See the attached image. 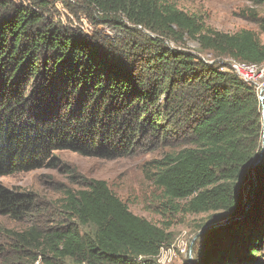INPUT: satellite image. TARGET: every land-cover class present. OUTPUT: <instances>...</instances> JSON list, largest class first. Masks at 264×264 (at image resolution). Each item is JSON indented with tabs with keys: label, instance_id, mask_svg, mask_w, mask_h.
Returning a JSON list of instances; mask_svg holds the SVG:
<instances>
[{
	"label": "trees",
	"instance_id": "1",
	"mask_svg": "<svg viewBox=\"0 0 264 264\" xmlns=\"http://www.w3.org/2000/svg\"><path fill=\"white\" fill-rule=\"evenodd\" d=\"M83 1L118 40L66 28L46 0H0V176L43 167L54 151L113 160L178 144L155 183L190 212L233 214L252 171L258 183L240 218L199 235L193 264H264V92L225 61L264 68V44L251 30L208 28L174 0ZM185 37L198 48L167 42ZM32 209L30 193L0 182V215ZM65 212L55 227L11 232L1 264H156L169 241L102 179L70 192Z\"/></svg>",
	"mask_w": 264,
	"mask_h": 264
},
{
	"label": "rangeland",
	"instance_id": "2",
	"mask_svg": "<svg viewBox=\"0 0 264 264\" xmlns=\"http://www.w3.org/2000/svg\"><path fill=\"white\" fill-rule=\"evenodd\" d=\"M46 1L51 15L60 20L66 28L75 29L105 43L118 40L117 35L112 34V26L94 22L99 15L83 0ZM173 2L179 9L198 17L208 28L230 34L251 30L264 44L262 27L264 0ZM116 18L128 27L135 26L125 17ZM167 42L171 46L198 48L197 42L187 37L186 44L169 39ZM202 55L207 59L213 58L210 53L202 52ZM252 80L261 90L264 87V68H258V74L254 75ZM177 145L163 143L151 152H138L129 157L113 160L87 157L68 150L54 151L41 160L43 167L0 176V182L5 186L19 192L30 193L33 197L32 212L24 219L0 215V248L6 250L10 247L11 232H23L33 226L46 230L62 223L68 217V213L65 212L68 194L85 188L93 179H102L132 212L166 229L169 241L161 251L160 257L163 262L165 261L162 264H189L191 258L193 264L201 243L199 235L216 222L218 214L212 211L190 212L187 200L170 199L155 183L157 162L163 160L166 155L178 151ZM83 230L84 234L91 232L90 229ZM5 256L6 253L0 252V264ZM258 257L264 261V252L259 253ZM34 264L42 263L39 259ZM156 264H160L158 259Z\"/></svg>",
	"mask_w": 264,
	"mask_h": 264
},
{
	"label": "water",
	"instance_id": "3",
	"mask_svg": "<svg viewBox=\"0 0 264 264\" xmlns=\"http://www.w3.org/2000/svg\"><path fill=\"white\" fill-rule=\"evenodd\" d=\"M261 92H264V87L261 88ZM261 99L262 100L264 99L263 95H261ZM257 185L258 183L256 180L255 172L252 171L251 176H249L248 179L241 184L237 211L233 214H227L225 216L218 218L216 222L211 225V227L219 228L221 226L226 225L231 219L240 218L241 217L240 212L242 210L248 209L250 205L253 203L255 199ZM207 229L208 228L204 229V231H206ZM189 264H192V258L190 259Z\"/></svg>",
	"mask_w": 264,
	"mask_h": 264
},
{
	"label": "built area",
	"instance_id": "4",
	"mask_svg": "<svg viewBox=\"0 0 264 264\" xmlns=\"http://www.w3.org/2000/svg\"><path fill=\"white\" fill-rule=\"evenodd\" d=\"M225 61L229 62V66L232 68L234 72H236L240 77H242L247 82H254L252 79L254 75L258 74V66L253 63L243 62V61H237L232 58H225ZM209 62H213V60H210ZM162 251V250H161ZM161 252L158 255L157 259L160 264L164 263L162 261ZM145 256H140L137 259L138 264H146Z\"/></svg>",
	"mask_w": 264,
	"mask_h": 264
}]
</instances>
